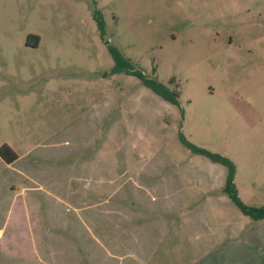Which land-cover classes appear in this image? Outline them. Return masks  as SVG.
<instances>
[{
	"label": "rangeland",
	"instance_id": "374dc122",
	"mask_svg": "<svg viewBox=\"0 0 264 264\" xmlns=\"http://www.w3.org/2000/svg\"><path fill=\"white\" fill-rule=\"evenodd\" d=\"M107 45L175 88L178 105L132 75L110 73ZM108 96L116 106L124 98L132 110L138 151L187 169L182 188L195 190L186 203L190 224L145 237L141 253L150 254L142 262L133 255L134 225L150 210L131 197L127 208L125 199L110 197L66 209L55 195L64 196L71 180L47 177L52 153L31 156L29 181L0 158V264H233L235 237L261 240L264 220L243 215L219 191L224 167L191 153L179 136L233 163V187L244 204L264 203V0H0V145L17 157L71 140L83 103ZM42 171L46 184L36 181ZM194 234L205 248L190 249ZM244 254L252 258L253 248Z\"/></svg>",
	"mask_w": 264,
	"mask_h": 264
},
{
	"label": "crops",
	"instance_id": "0c3cea01",
	"mask_svg": "<svg viewBox=\"0 0 264 264\" xmlns=\"http://www.w3.org/2000/svg\"><path fill=\"white\" fill-rule=\"evenodd\" d=\"M119 96L120 94L116 95L117 98ZM110 99L108 96L100 102H94L91 97L85 104L83 103L85 106L82 105L81 108L82 110L84 108L82 113L84 118L79 117L76 121V127L79 129L73 132L71 140L63 138L59 142H49L46 146L30 148L20 156L17 154L18 156L7 164L20 170L29 181L26 168H33L32 157H37L39 150L52 153L56 164L53 166V172L48 173L47 177H61L64 182L66 178L71 180L70 190L67 191L65 188L64 196L61 193L55 195L62 197L66 205L61 204L57 197L55 201L72 211L90 208L99 203H109L110 197L125 199L124 208H127L126 205L130 201L128 197H131L133 203H139L143 209L150 210L149 213H142V223L134 225V231L137 232L133 235V255L143 262L150 254L149 251L141 253L142 240L145 237L146 240H150L151 234L158 237L166 235L171 224L176 228L190 224L188 212L191 205L186 203L195 194V190L190 185L182 188L188 171L177 164L174 158L167 156L160 158L155 154H143L137 150L138 127L133 121L132 110L124 104V98L119 100L117 106L116 100ZM66 129L69 130L70 127ZM79 145H86V150L81 151ZM26 154L30 157L25 156ZM39 173L43 178L36 181L46 184L45 172ZM27 185L23 188L34 191L31 190L35 189L34 186ZM222 186L219 187V191L224 193ZM99 194L102 195L100 202L95 197ZM180 206L184 207V211H180ZM176 210L179 211L175 212ZM257 220L256 223H259L264 217ZM211 234L209 229L204 233L205 237ZM201 237L199 234L191 237L189 242L191 250L205 248L200 244ZM255 239L248 240L246 237L233 239V264L260 263V257L264 255V235L253 244L251 241ZM252 248L254 256L248 258L244 253H248V250L252 252Z\"/></svg>",
	"mask_w": 264,
	"mask_h": 264
},
{
	"label": "trees",
	"instance_id": "16d2710c",
	"mask_svg": "<svg viewBox=\"0 0 264 264\" xmlns=\"http://www.w3.org/2000/svg\"><path fill=\"white\" fill-rule=\"evenodd\" d=\"M93 18L95 20L96 27L101 34L102 23L99 18V14L95 11H93ZM29 39H34V42L31 46L35 47L37 44L36 37L28 34L26 37V43ZM107 50L112 58V66L109 70L110 73L123 72L125 74L132 75L138 79L142 86L149 89L162 100L174 106L178 105V93L175 88H170L167 85L159 82L154 76H148L140 69L135 68L130 62L129 58L125 57L114 47L107 45ZM153 72L154 69H152V73ZM169 81L172 82V80ZM179 139L183 146L186 147L191 153L204 156L211 162L219 163L224 167L225 175L222 191L243 215L249 217L252 220H257L264 217V203H262L260 206L246 205L236 195V191L232 183L234 166L228 158L218 153L210 152L204 148L193 145L181 136H179ZM0 158L5 163H10L15 158V154L7 145L1 144Z\"/></svg>",
	"mask_w": 264,
	"mask_h": 264
}]
</instances>
